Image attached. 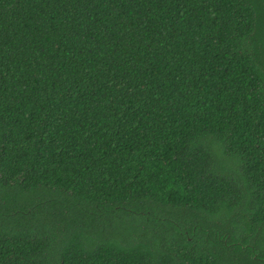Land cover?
Masks as SVG:
<instances>
[{
    "label": "trees",
    "instance_id": "obj_1",
    "mask_svg": "<svg viewBox=\"0 0 264 264\" xmlns=\"http://www.w3.org/2000/svg\"><path fill=\"white\" fill-rule=\"evenodd\" d=\"M263 34L264 0H0V264H258Z\"/></svg>",
    "mask_w": 264,
    "mask_h": 264
},
{
    "label": "water",
    "instance_id": "obj_2",
    "mask_svg": "<svg viewBox=\"0 0 264 264\" xmlns=\"http://www.w3.org/2000/svg\"><path fill=\"white\" fill-rule=\"evenodd\" d=\"M259 66L264 74V34L259 38Z\"/></svg>",
    "mask_w": 264,
    "mask_h": 264
},
{
    "label": "flooded vegetation",
    "instance_id": "obj_3",
    "mask_svg": "<svg viewBox=\"0 0 264 264\" xmlns=\"http://www.w3.org/2000/svg\"><path fill=\"white\" fill-rule=\"evenodd\" d=\"M250 246H251V245H250ZM254 260H256L258 264H264V252L262 253L261 256H258V255H257V256L254 258Z\"/></svg>",
    "mask_w": 264,
    "mask_h": 264
}]
</instances>
